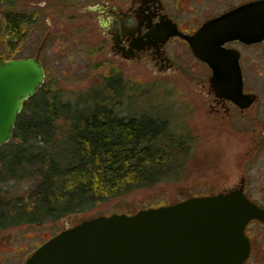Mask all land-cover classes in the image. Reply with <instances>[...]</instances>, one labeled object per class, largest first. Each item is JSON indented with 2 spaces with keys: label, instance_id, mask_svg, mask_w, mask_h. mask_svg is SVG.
Masks as SVG:
<instances>
[{
  "label": "flooded vegetation",
  "instance_id": "1",
  "mask_svg": "<svg viewBox=\"0 0 264 264\" xmlns=\"http://www.w3.org/2000/svg\"><path fill=\"white\" fill-rule=\"evenodd\" d=\"M83 2L86 30L74 46L91 59L106 53L119 63L114 80L123 86L133 66L166 84L191 85L213 127L225 128L242 150L236 181L216 194L194 197L237 191L264 212V0ZM244 235L250 251L243 264L262 263L264 221L248 222Z\"/></svg>",
  "mask_w": 264,
  "mask_h": 264
},
{
  "label": "trees",
  "instance_id": "2",
  "mask_svg": "<svg viewBox=\"0 0 264 264\" xmlns=\"http://www.w3.org/2000/svg\"><path fill=\"white\" fill-rule=\"evenodd\" d=\"M13 4L0 0L6 9L0 62L20 58L34 23L33 15L9 10ZM114 78L75 102L45 83L26 103L12 141L0 148V178L32 184L16 199L0 196V229L42 225L161 182L180 181L181 163L191 153L188 136L158 118L119 116L123 84Z\"/></svg>",
  "mask_w": 264,
  "mask_h": 264
},
{
  "label": "rangeland",
  "instance_id": "3",
  "mask_svg": "<svg viewBox=\"0 0 264 264\" xmlns=\"http://www.w3.org/2000/svg\"><path fill=\"white\" fill-rule=\"evenodd\" d=\"M84 5L83 0H14L9 9L26 12L34 18L20 58L36 56L44 45L40 56L47 75L45 83L61 90L65 99L73 102L85 98L92 90L103 89L105 79L111 75L117 78L113 72L121 67L116 61L108 60L106 53L91 59L87 52L74 46L82 41L86 30L81 13ZM5 11V7L0 8L2 22ZM61 45L66 48L59 50ZM5 51L6 45L0 41V57ZM125 72L124 86L118 88L119 116L158 118L166 121L172 130L188 136L191 153L181 163L180 181L161 182L42 225L20 224L0 229V264H24L54 235L83 220L114 213H136L194 196L216 194L237 180L236 160L242 150L233 145L234 136L225 128L213 127L203 107L204 100L193 92L191 85L166 84L137 66ZM7 179L0 178V196L4 201L21 197L31 188L30 181Z\"/></svg>",
  "mask_w": 264,
  "mask_h": 264
},
{
  "label": "water",
  "instance_id": "4",
  "mask_svg": "<svg viewBox=\"0 0 264 264\" xmlns=\"http://www.w3.org/2000/svg\"><path fill=\"white\" fill-rule=\"evenodd\" d=\"M2 29L0 18V36ZM42 48L34 57L0 63V148L12 141L19 115L46 82ZM253 219L264 221V212L241 192L192 197L83 220L25 264H243L250 251L244 229Z\"/></svg>",
  "mask_w": 264,
  "mask_h": 264
}]
</instances>
